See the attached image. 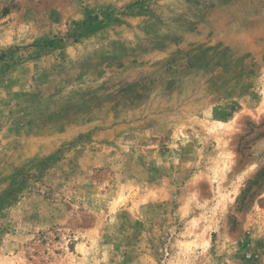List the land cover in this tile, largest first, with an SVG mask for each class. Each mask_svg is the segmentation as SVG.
Listing matches in <instances>:
<instances>
[{"label": "rangeland", "instance_id": "374dc122", "mask_svg": "<svg viewBox=\"0 0 264 264\" xmlns=\"http://www.w3.org/2000/svg\"><path fill=\"white\" fill-rule=\"evenodd\" d=\"M0 264H264V0H0Z\"/></svg>", "mask_w": 264, "mask_h": 264}]
</instances>
